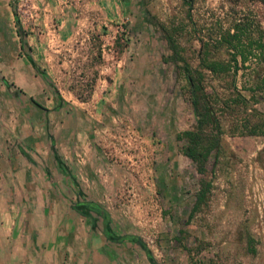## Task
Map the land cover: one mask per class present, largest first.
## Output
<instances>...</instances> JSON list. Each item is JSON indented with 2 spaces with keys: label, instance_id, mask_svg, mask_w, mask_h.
<instances>
[{
  "label": "rangeland",
  "instance_id": "1",
  "mask_svg": "<svg viewBox=\"0 0 264 264\" xmlns=\"http://www.w3.org/2000/svg\"><path fill=\"white\" fill-rule=\"evenodd\" d=\"M85 200L159 264H264V0H0V264H151Z\"/></svg>",
  "mask_w": 264,
  "mask_h": 264
},
{
  "label": "trees",
  "instance_id": "2",
  "mask_svg": "<svg viewBox=\"0 0 264 264\" xmlns=\"http://www.w3.org/2000/svg\"><path fill=\"white\" fill-rule=\"evenodd\" d=\"M15 24L17 26V32L20 36V45L23 48L25 46V41L22 35L23 31H22L21 23L16 13H15ZM29 60L33 64V66L38 70V67L35 65L31 57H29ZM42 76L46 77L45 73ZM188 79L191 86V94H192L191 101L193 103L194 110L197 111L198 97L196 96V87L190 75H188ZM59 98L62 103H65L62 97ZM207 123H214L217 126L216 124L217 119L215 117V114L213 113V111L209 109L205 110V112L202 114V119L197 120L196 127L194 129L185 130L182 133L183 137L187 141L186 145L184 146V152L195 164L196 169L200 174H203L205 172V162L207 161L208 156L210 155L213 148H215L218 144L216 140L214 141L213 138L207 136L206 133H204L203 131L204 125ZM21 152L28 159H31L30 155L25 150L21 149ZM54 158L55 159L57 158L56 155H54ZM47 172L49 176H51V173L49 171ZM70 207L75 213L89 219L93 229L97 226L99 222H101L102 233L105 239H107L108 241H112L115 243L132 241L136 243L145 252L146 257L151 264H159L156 261V259L153 257L150 249L147 247L146 243L141 239V237L133 234H122V235L115 234L110 227L109 214L97 202L92 200L76 201V202H72L70 204Z\"/></svg>",
  "mask_w": 264,
  "mask_h": 264
}]
</instances>
